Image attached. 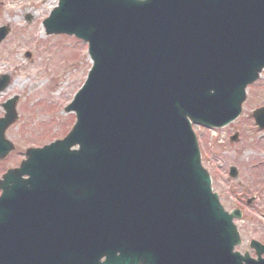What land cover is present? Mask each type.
Here are the masks:
<instances>
[{"label":"water","instance_id":"95a60500","mask_svg":"<svg viewBox=\"0 0 264 264\" xmlns=\"http://www.w3.org/2000/svg\"><path fill=\"white\" fill-rule=\"evenodd\" d=\"M44 26L89 42L94 65L68 107L81 160L90 151L109 187L119 171L144 167L191 201L192 229L229 240L185 119L224 126L240 112L243 86L264 65V0H60ZM131 240L140 247L136 228Z\"/></svg>","mask_w":264,"mask_h":264},{"label":"rangeland","instance_id":"374dc122","mask_svg":"<svg viewBox=\"0 0 264 264\" xmlns=\"http://www.w3.org/2000/svg\"><path fill=\"white\" fill-rule=\"evenodd\" d=\"M56 4L57 0H0V26L10 28L9 40L2 45L0 54V74L10 75V84L0 94V101L19 95V124L6 134L17 148L28 145L31 139L43 144L67 130L73 118L64 114L65 103L70 102L91 65L86 45L78 39L44 34L41 21ZM27 50L32 53L30 63L24 57ZM260 106H264V83L249 91L242 117L234 124L211 132L194 127L214 190L227 211L239 208L243 213V220L237 222L243 250L250 239L264 243V141L258 140L262 133L249 117ZM38 129L43 137L38 134L35 139L33 132ZM235 132L239 139L232 143L229 137ZM7 164L2 162L0 171ZM230 166L238 170L237 180L227 181ZM252 195L256 199L248 207L243 197Z\"/></svg>","mask_w":264,"mask_h":264},{"label":"flooded vegetation","instance_id":"af4514ba","mask_svg":"<svg viewBox=\"0 0 264 264\" xmlns=\"http://www.w3.org/2000/svg\"><path fill=\"white\" fill-rule=\"evenodd\" d=\"M18 103H19V101H18ZM1 106V105H0ZM1 108V107H0ZM2 114V113H1ZM1 114H0V116H1ZM10 130V129H9ZM35 139L37 138V136L35 135V136H33ZM32 140V139H31ZM31 140L29 141V143H33V142H31ZM15 144V143H14ZM34 144V143H33ZM15 146H16V144H15ZM27 148V147H26ZM26 148H24V150L26 149ZM15 149V148H14ZM16 150V149H15ZM18 152H21L20 150L18 151ZM20 159H21V154L20 153H18V154H10L6 159H4V161L2 160V162L4 163V162H8V164L7 165H5L4 167H3V170L4 169H7V168H9V167H14L19 161H20ZM2 162H0V164L2 163ZM6 167V168H5ZM2 171H0V173H1Z\"/></svg>","mask_w":264,"mask_h":264}]
</instances>
